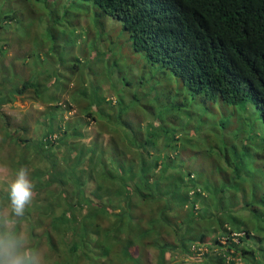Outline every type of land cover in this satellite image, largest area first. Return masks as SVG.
I'll list each match as a JSON object with an SVG mask.
<instances>
[{
    "label": "trees",
    "instance_id": "1",
    "mask_svg": "<svg viewBox=\"0 0 264 264\" xmlns=\"http://www.w3.org/2000/svg\"><path fill=\"white\" fill-rule=\"evenodd\" d=\"M91 1L120 22L132 48L148 62L155 61L174 73L184 66L185 82L193 80L197 90L204 91L198 100L204 115H213L216 102L239 107L251 102L264 124V72L258 69L255 46V41L264 37V0ZM8 56L6 67L0 66V103L13 102L19 96L45 104L37 128L44 127L47 119L48 126L37 137L35 155L60 185L70 183L74 191V199L69 200L66 194L56 196L45 190L42 214L37 215L52 217L44 228L45 235H34L29 221V246L36 250L44 243L48 249L40 264H236L239 260L242 264H264V238L252 230L257 228L258 232L264 225H253L249 209L243 215L237 212L243 209L245 195L241 201L235 194L222 198L219 191L224 183L212 192L223 180L235 187L231 185L234 177H228L232 170L246 172L242 166L245 154L237 156L232 145L224 146V140L215 136L216 130L210 138L212 153L196 161L190 155L182 158L185 145L178 143L181 138L177 134L193 114L179 112L175 104L167 122L149 115L144 125L140 120L133 123V115L144 113L131 100L135 96L131 87L143 79L121 77L122 82L120 77L114 81L92 77L106 80L109 88L114 83L116 88L131 89L130 94H112L111 101L109 96L99 95L98 82L92 80L86 86V77L43 76L53 64L45 60L44 70L34 73L32 81L21 80L20 88L8 94L13 88L11 78L21 75L22 70L28 73L20 61V66L13 63L18 67L14 73L9 71L12 58ZM59 65L60 73L68 72ZM13 79L19 81V77ZM126 100L128 107L123 103ZM101 102L107 107H100ZM207 102H212L211 106H205ZM73 108L79 110L75 121L62 117ZM89 120L98 133L84 146L77 139ZM20 130L25 132L26 126ZM5 135L8 144L20 141L17 132ZM258 143L264 147L263 141ZM80 163L84 166L79 167ZM198 163L195 173L182 170ZM89 181L91 185L86 186ZM42 184L40 181L37 189ZM199 200L201 205L195 206ZM246 205L254 210V217L264 214L260 210L257 214L253 204L246 202L244 208ZM24 219L31 220L27 212ZM252 241L259 254L251 249Z\"/></svg>",
    "mask_w": 264,
    "mask_h": 264
},
{
    "label": "rangeland",
    "instance_id": "2",
    "mask_svg": "<svg viewBox=\"0 0 264 264\" xmlns=\"http://www.w3.org/2000/svg\"><path fill=\"white\" fill-rule=\"evenodd\" d=\"M8 54L12 58L9 63V71L14 73L18 67L13 63L16 62L20 66L21 64L18 62L20 61L24 62L28 72L25 73L22 70L21 75L24 74V77L18 74L11 78V87L13 88H10L8 94H13L20 88L24 82L21 80L29 79L32 81L34 73L44 70L42 62L48 60L53 61L56 68L51 64L47 74L42 73L43 76L86 77V86L92 80L98 82L99 95L104 97L112 94V96L125 95V93L130 94L131 92L125 90L122 85L119 86L118 81L116 82L118 88L114 87V83L109 88L106 87V80H103L104 83H102V81H96L92 77H111V81L120 77L119 80L121 79L122 82L124 79L121 77L143 79L142 83H134L131 87L132 91L135 92V96L131 97V100L136 101V107L144 113V115H133V123L140 120V124L144 125L146 121L150 120L149 115L159 117L167 122L175 104L178 105L181 113L190 111L194 114L199 111L195 120L203 123L199 117L202 116L201 111H204V108L198 106V97L187 95L186 99H183L179 95L181 91L179 82L170 83L168 81V77L172 76L169 71L159 66L155 61L148 62V58L143 56L141 52L134 50L128 34L123 30L120 22L108 14L102 13L91 0H0V66L5 64L4 67H6L8 61H4L9 57ZM60 63L61 69L63 67L68 72L60 73ZM71 69H73L72 73L70 72ZM14 77H19V81L13 79ZM79 84L83 85L81 82ZM24 91H28V88ZM135 98H138V101ZM110 99L113 100L112 97ZM0 101L2 100L0 99ZM127 101L123 102L126 107L129 106ZM89 102L92 103L91 100ZM211 104L212 102H207L205 106H211ZM101 105L107 107L104 102L99 104L100 107ZM44 107L45 104L43 105L39 100L20 99L19 96L13 102L0 105V216L8 212V198H6L8 182L14 178V173L20 166L27 167L29 179L34 185L33 200L26 209L31 220H26L24 217L12 218L16 222L17 231L27 240L30 239L27 228L29 221L34 227V235H45L44 228L47 229V224L52 219L51 216H41V218L37 216L38 213L42 214L45 190L53 191L52 194L56 196L60 193V195L66 194L69 200L74 199V191L70 183L66 182L64 186L60 185L52 171L44 170L45 162L35 155L37 137L40 131H46L48 126L47 119L44 127L37 128L43 119V113L40 114V112ZM235 107L239 106L216 102L212 109L213 121L216 122L218 140L223 136L224 146L231 147L230 145H232L237 156L245 154L242 166L246 172L240 168L236 172L232 170L231 173L234 176L229 175L228 177H234L231 185L235 187L227 186L223 180L212 192H216L224 183L222 190L219 191L222 192V198L223 196L228 197L229 194H235V199L241 201L245 195L242 207L249 209V217L253 218V225L261 227L264 225V214L254 217V210L250 206L246 205L245 208L244 206L248 202L254 205L257 214H259V210L264 212V208H262V204H264V147L258 143V141L264 142V124L257 110L253 112L252 108L246 111L245 107L240 106V109ZM86 109L90 110L91 107L87 106ZM78 111V109L73 108L64 112L62 117L71 119L73 122L76 120L74 115ZM167 111L169 113L165 114ZM190 119L187 125L191 126L194 141L190 147V158L196 161L212 153L214 146H209L212 136L210 134L203 135L198 127H193ZM55 123L53 121L52 127L55 126ZM202 123H198V125L202 126ZM24 126H26V130L21 132L20 128ZM13 127L16 128L12 129ZM12 131L17 132L18 136L20 135V141L15 138L17 144H8V136L5 133ZM97 133L98 128L93 121L89 120L82 129L83 135L77 140L87 146L97 137ZM15 136L13 135V137ZM101 137L105 138L106 136L102 134ZM27 142L28 144L20 146V148L17 147L19 143L25 144ZM186 156L188 157V153ZM63 165L65 164L63 163ZM78 166L83 167L84 163H80ZM218 166L221 170L223 169L222 165L219 164ZM198 168L199 163L196 166L182 167V170L185 173L187 170H193L195 173ZM226 168L230 169L229 166ZM45 171H47L46 175L43 174ZM40 181H43L44 185L42 184L37 189ZM85 185L90 186L91 181L86 182ZM84 188L86 187L84 186ZM240 192H244V194L241 195ZM213 200L215 203L216 200ZM197 203L199 206L202 202L199 200ZM56 210L59 211L60 208H56ZM252 230L253 234L264 238V226L258 232L257 228H252ZM69 237L70 235L67 234L66 240ZM254 243L252 241L253 247L251 249L259 254L260 250L254 249L256 248ZM36 251L40 264L48 249L43 243Z\"/></svg>",
    "mask_w": 264,
    "mask_h": 264
},
{
    "label": "clouds",
    "instance_id": "3",
    "mask_svg": "<svg viewBox=\"0 0 264 264\" xmlns=\"http://www.w3.org/2000/svg\"><path fill=\"white\" fill-rule=\"evenodd\" d=\"M255 46L257 49L256 55L258 57V69L261 73H263L264 72V37L256 40ZM183 67L184 66H179L178 68H176L175 73L170 69L164 68L168 70L169 73L172 75L168 77V81L170 83L179 82V86L181 90L179 95L182 96L183 99H186V96L189 95L191 97H198V100L201 101L204 91L197 90V88L193 85L194 82L193 80L188 83L185 82L184 77L186 73ZM102 83H104L103 80ZM110 97L111 95H109V99ZM243 107H245L246 111H249V108H252L253 112L257 110L256 106L251 102L246 103V105ZM204 111H201L202 116L199 117L200 119L203 120V123L197 122V120H195L196 119L195 116L199 111L193 114V118L190 119V121L193 123V127H198L202 131L203 135L210 134V136H213V132H215L216 130V126L212 122L214 119V115L209 113H205L204 115ZM198 123H202V126L198 125ZM54 135L55 134H52L51 136L54 137ZM177 135L181 138V141H179L178 143L180 145H185L180 155L182 156V158H185L187 157L186 153L190 155L191 153L190 147L194 143L193 131L191 129V126L187 125L182 127ZM220 139L224 140V137L222 136V138ZM33 189H34V185L32 181L29 179L28 168L25 166H20L15 171L14 178L11 179L10 182H8L7 184L8 212L7 214L0 216V264H39L37 258L38 257L37 251L32 247H30L26 237L17 231L16 222L14 219H12L13 217L20 218L25 216L26 209L28 206L31 205L33 200V195H34ZM197 202L198 201H196L195 206L196 205L198 206ZM244 211L245 209H240L237 212L243 215ZM201 248L206 249L200 247L199 250ZM236 264H242V263L239 260L237 261Z\"/></svg>",
    "mask_w": 264,
    "mask_h": 264
},
{
    "label": "crops",
    "instance_id": "4",
    "mask_svg": "<svg viewBox=\"0 0 264 264\" xmlns=\"http://www.w3.org/2000/svg\"><path fill=\"white\" fill-rule=\"evenodd\" d=\"M6 103H9V102H6ZM6 103H0V105L6 104ZM39 104H40V103H39Z\"/></svg>",
    "mask_w": 264,
    "mask_h": 264
}]
</instances>
